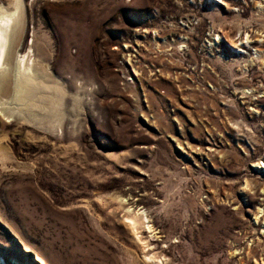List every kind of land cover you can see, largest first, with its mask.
<instances>
[{"label": "rangeland", "instance_id": "374dc122", "mask_svg": "<svg viewBox=\"0 0 264 264\" xmlns=\"http://www.w3.org/2000/svg\"><path fill=\"white\" fill-rule=\"evenodd\" d=\"M22 2L66 93L0 114V264H264V0Z\"/></svg>", "mask_w": 264, "mask_h": 264}, {"label": "bare ground", "instance_id": "6f19581e", "mask_svg": "<svg viewBox=\"0 0 264 264\" xmlns=\"http://www.w3.org/2000/svg\"><path fill=\"white\" fill-rule=\"evenodd\" d=\"M9 1L8 6L0 4V94H5L4 86L9 74H12L14 88L11 100L6 101L4 97H0V114L8 120H11L16 112L26 117L56 118L64 113L65 89L61 85L48 82L45 74L35 68L32 52L19 54L25 32L24 4L22 0ZM143 215L136 213L128 216L134 229L145 225ZM147 228L149 231L154 230L149 224ZM38 259L45 262L40 256Z\"/></svg>", "mask_w": 264, "mask_h": 264}, {"label": "water", "instance_id": "95a60500", "mask_svg": "<svg viewBox=\"0 0 264 264\" xmlns=\"http://www.w3.org/2000/svg\"><path fill=\"white\" fill-rule=\"evenodd\" d=\"M16 236V235H15ZM35 256V259L38 261V259H37V257H36V255H34Z\"/></svg>", "mask_w": 264, "mask_h": 264}]
</instances>
